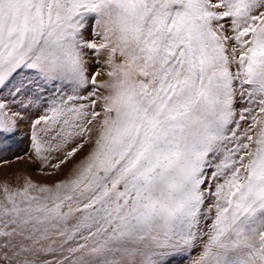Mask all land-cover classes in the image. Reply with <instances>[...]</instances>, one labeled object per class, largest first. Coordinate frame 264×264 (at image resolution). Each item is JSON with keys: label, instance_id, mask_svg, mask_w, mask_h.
<instances>
[{"label": "snow or ice", "instance_id": "snow-or-ice-1", "mask_svg": "<svg viewBox=\"0 0 264 264\" xmlns=\"http://www.w3.org/2000/svg\"><path fill=\"white\" fill-rule=\"evenodd\" d=\"M33 108L72 167L0 186V264H264V0H0V144Z\"/></svg>", "mask_w": 264, "mask_h": 264}, {"label": "rangeland", "instance_id": "rangeland-1", "mask_svg": "<svg viewBox=\"0 0 264 264\" xmlns=\"http://www.w3.org/2000/svg\"><path fill=\"white\" fill-rule=\"evenodd\" d=\"M106 70L103 58L97 60L95 57H89L88 74L91 77L95 72ZM107 80V76L101 75L97 77V82L101 83ZM59 91V86L57 87ZM91 90V85L85 89V93ZM71 86H63L65 95L71 94ZM51 93H49V98ZM37 114L36 108H33L29 118L21 123L16 133L8 140L6 144H0V186L8 183L12 187L21 186L26 178L31 179L34 183L40 185H52L59 180L67 178V173L71 169L70 163L63 171H56L52 168L44 169L35 160L34 154L30 148V122ZM247 126L246 124L244 125ZM23 157V159H17ZM79 158V157H78ZM10 161L3 163L2 161Z\"/></svg>", "mask_w": 264, "mask_h": 264}]
</instances>
